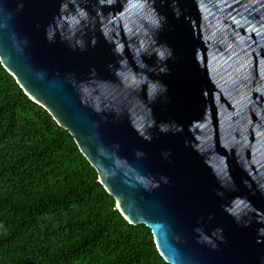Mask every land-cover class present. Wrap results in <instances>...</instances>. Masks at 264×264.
Segmentation results:
<instances>
[{"label": "water", "instance_id": "water-1", "mask_svg": "<svg viewBox=\"0 0 264 264\" xmlns=\"http://www.w3.org/2000/svg\"><path fill=\"white\" fill-rule=\"evenodd\" d=\"M0 62L168 264H264V0H0Z\"/></svg>", "mask_w": 264, "mask_h": 264}, {"label": "trees", "instance_id": "trees-1", "mask_svg": "<svg viewBox=\"0 0 264 264\" xmlns=\"http://www.w3.org/2000/svg\"><path fill=\"white\" fill-rule=\"evenodd\" d=\"M0 264H168L0 62Z\"/></svg>", "mask_w": 264, "mask_h": 264}]
</instances>
